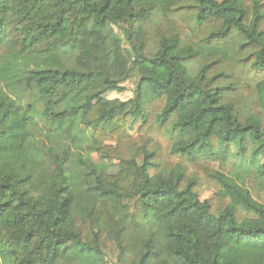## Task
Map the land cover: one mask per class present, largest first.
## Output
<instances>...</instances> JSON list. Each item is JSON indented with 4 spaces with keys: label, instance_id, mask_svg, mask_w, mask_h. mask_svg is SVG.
I'll use <instances>...</instances> for the list:
<instances>
[{
    "label": "trees",
    "instance_id": "trees-1",
    "mask_svg": "<svg viewBox=\"0 0 264 264\" xmlns=\"http://www.w3.org/2000/svg\"><path fill=\"white\" fill-rule=\"evenodd\" d=\"M111 263L264 264V0H0V264Z\"/></svg>",
    "mask_w": 264,
    "mask_h": 264
},
{
    "label": "rangeland",
    "instance_id": "rangeland-1",
    "mask_svg": "<svg viewBox=\"0 0 264 264\" xmlns=\"http://www.w3.org/2000/svg\"><path fill=\"white\" fill-rule=\"evenodd\" d=\"M114 32H115V34H117V35H119V36H122V34H121L120 32H118L116 29H114ZM126 50H128V49H126ZM125 55H126V57L128 58V57L130 56V52H129V51H126V52H125ZM124 87H125V91H124V92H122V93L110 92V93H107V94L105 95V97H106L107 99H118V100H120V101H126V100L130 99L131 96H132L133 90H134V81H128V82L124 85ZM130 134H131L132 136H136V135H137V127H135V128L130 132ZM93 157H94V159L96 158L95 156H93ZM200 164H201V165H200V167H201V166L204 165V162H202V163H200ZM208 166H210V167H214L213 164H210V165L208 164ZM212 193H213L212 189L209 188L208 186H205V187L200 191V193H199V198H200L201 201H202V200H206V199H210V198L212 197ZM111 264H113V263H111Z\"/></svg>",
    "mask_w": 264,
    "mask_h": 264
}]
</instances>
